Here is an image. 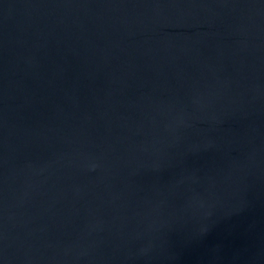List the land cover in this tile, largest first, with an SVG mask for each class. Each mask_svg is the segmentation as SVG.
Returning a JSON list of instances; mask_svg holds the SVG:
<instances>
[{
  "label": "water",
  "instance_id": "water-1",
  "mask_svg": "<svg viewBox=\"0 0 264 264\" xmlns=\"http://www.w3.org/2000/svg\"><path fill=\"white\" fill-rule=\"evenodd\" d=\"M0 264H264V0H0Z\"/></svg>",
  "mask_w": 264,
  "mask_h": 264
}]
</instances>
